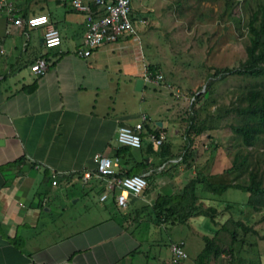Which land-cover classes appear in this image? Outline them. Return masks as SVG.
I'll return each instance as SVG.
<instances>
[{
    "label": "crops",
    "instance_id": "1",
    "mask_svg": "<svg viewBox=\"0 0 264 264\" xmlns=\"http://www.w3.org/2000/svg\"><path fill=\"white\" fill-rule=\"evenodd\" d=\"M9 1L19 17L48 14L61 32L62 44L51 50L44 43L46 26L17 27L6 15L0 16V264H171V245L178 241L154 236L161 224L167 226L154 205L164 195L161 191L171 187L170 179L166 180L159 146L148 136L140 154L133 150L134 161L153 165L144 174L152 175L158 192L153 197L149 190L130 195L126 209L117 206L115 193L100 200L107 181L98 174L96 155L115 157L120 126H132L147 114L151 127L162 122L166 139L179 146L177 135L183 124L154 117L138 105L126 106L123 94L136 99V81L143 78L144 67L153 64L146 61L141 42L125 36L81 57L78 51L88 23L86 14L74 9L70 0ZM148 12L153 8L143 11ZM39 57L49 62L43 76L31 70ZM151 89L144 82L141 92L146 96ZM129 167L119 162L117 175ZM74 185L97 194L94 200H84L85 210L78 214L68 210L75 198ZM139 199L146 205L137 209ZM80 201L79 197L74 203ZM146 210L155 218L141 216ZM187 221L196 243L215 234L205 264H220L226 248L221 247L217 219L196 213ZM146 224L148 231L142 233ZM180 242L185 248L187 239ZM181 264L199 262L185 259Z\"/></svg>",
    "mask_w": 264,
    "mask_h": 264
},
{
    "label": "rangeland",
    "instance_id": "2",
    "mask_svg": "<svg viewBox=\"0 0 264 264\" xmlns=\"http://www.w3.org/2000/svg\"><path fill=\"white\" fill-rule=\"evenodd\" d=\"M177 1L133 0L136 10L140 13H143L147 7L153 8V12L146 14L149 19V25L141 28L139 33L140 40L146 61L159 64L165 75V82L168 83L166 85L164 83L161 85L148 83L152 89L146 96L139 91L136 99L133 94L130 97L123 94L127 107L134 109L138 105L137 109L148 111L154 117L162 116L165 119L164 116H166L169 119H176L181 126L182 124L184 125L177 135V139H180L178 140L179 146L177 148L179 156L174 158L170 164L166 165L165 163L167 167L165 169L166 180L170 179L169 185L171 187L161 191V193L164 192L165 196L162 195L159 198L166 200L165 198L168 199L169 195V197H174V199L172 198L173 202H175V197L178 193H182L181 191L186 183L198 176L199 173L206 175L207 181L211 182L234 183L237 181L236 172L228 171L235 165L236 152L240 146V141L233 134L229 125L232 116H227L218 123V129L205 131L194 145L189 146L187 161L183 160L182 153L186 145L184 130L188 123L183 121L187 118V110H189L192 103L193 93L206 90L210 75L226 67L238 68L242 61L245 60L247 56L245 49L247 34L244 25L248 20L250 7L256 2L255 0H210L202 1L198 5L197 0H187L186 3L183 2L182 5L178 6ZM200 13H205L204 19H200ZM55 20L57 21L56 18ZM244 83L245 81L242 77L237 74H227L225 79L218 81L215 86V93L211 97V101L215 99V103L210 102L207 110L202 111V116H206L208 113H216V107L219 104L228 106L232 99L230 91L235 87L244 85ZM155 90H157L156 93ZM173 91L175 93L174 96L171 95ZM215 144H217V147ZM249 149L252 151L263 150L264 136L254 147ZM133 150L140 154V150L134 148ZM186 175H188L185 178L187 182L183 186V177ZM154 191L158 192L155 184L149 188L151 197L154 196ZM71 194L75 196L74 200L70 202L68 209L71 214L84 212V200H94L97 197L95 192L82 191L79 185L72 187ZM197 194L198 199L195 201V205L202 206L203 210L201 212L211 216L213 213L206 211H208L210 205L217 207V213L214 214V217L217 219L219 230H221L219 238L224 242L221 246L223 248H229L231 242V236L223 226L225 225L232 229L234 225L230 221L231 218L235 220H244L246 216L251 218L250 223L258 233L252 232L247 237L245 236L247 243L242 246L243 254L241 255L246 257L247 263L235 262V264H264V211H255L248 206L241 210L238 206L239 202L244 204L248 201L249 194L242 190L231 188L216 198L210 199L212 195L206 190L204 183L198 186ZM79 197L81 201L74 203ZM232 202L235 203V206L228 208V203ZM49 203L48 205H50ZM135 203H138L136 204L137 209L146 205V201L141 199L138 202L135 201ZM147 207L149 208L150 205H147ZM147 210L143 211L141 216L146 213L148 219L151 217L155 218V214L148 213L151 210ZM52 213H56V207H52ZM206 222L208 226L211 225L210 221ZM161 225L159 231L154 233V236H162L165 239L168 235L169 239L177 240V243H181L182 238L187 239L185 246L188 254L187 259H198L202 253L207 250L210 251L215 246L212 243L213 241H211L215 234L209 235L206 240L198 239L200 242L196 243L197 237L192 232L191 224L188 221L178 223L175 226L165 224L167 225L165 228ZM148 228L149 224L142 227V233H146ZM199 229L202 230L201 226ZM240 232V237H244L243 231L240 230ZM250 241L257 242L256 247H250ZM237 245H239V242ZM217 249H220V247L218 246ZM220 259V264L223 263L222 259L225 261L224 264L231 263L229 253L223 255L221 253Z\"/></svg>",
    "mask_w": 264,
    "mask_h": 264
},
{
    "label": "trees",
    "instance_id": "3",
    "mask_svg": "<svg viewBox=\"0 0 264 264\" xmlns=\"http://www.w3.org/2000/svg\"><path fill=\"white\" fill-rule=\"evenodd\" d=\"M197 1L199 5L202 1L210 0ZM255 1V4L250 7V14L244 25L247 34V39L245 40L247 56L245 60L242 61L238 68L226 67L224 69H219L216 73L210 75L206 90L203 92L200 91L199 93H193L195 100L190 104L189 110H187V118L183 121L184 123H188L184 130L186 145L184 147V152L182 153L183 160L187 161V151L189 146L194 145L199 136L205 131L218 129V123L224 120L227 116H232L229 125L233 134L240 141V146L236 152L235 165L228 171L232 173L236 172L237 181L234 183L211 182L209 180L207 181L208 178L206 175L199 173L198 176H195L186 183L184 189L181 191L182 193H178L175 197V202L172 201L174 197L168 196V199L165 198L166 200L158 199L154 205L155 212H157L158 215L165 217V224H172L175 226L178 223L184 221L187 222L188 217L191 214L203 213L201 212V210H203L202 206L195 205V201L198 199L197 188L203 183L206 186V190L212 195L210 196V199L216 198L225 193L228 189H239L249 194L246 203H238L241 210L248 206L255 211H264V149L260 151H252L249 149L254 147L264 136V0ZM183 2L186 3L187 0H178L177 5L180 6ZM94 9L96 8L94 7ZM136 13L138 16L147 17V13L142 14L137 10ZM200 14V19H204L205 13ZM148 66L152 71L161 70L159 64H150ZM227 74H237L241 76L245 81L244 85L235 87L230 91L232 99L228 106L225 104H219L216 107V113H208L206 116H202V111L207 110L210 102L215 103V99L211 101V97L215 93L216 83L225 79ZM174 94V91L171 92V95L174 96ZM149 121L150 117L149 120L145 122V130L142 133L143 146L141 148H134L140 150V152L144 150L145 137L151 133H154L159 137L162 132L167 130V127H160L158 124H154L155 127L152 128ZM157 146H159V154H161L163 158L161 162L166 163V165L170 164L174 158L179 156V154H177V148L171 140L166 139L162 145ZM215 146L217 147V144H215ZM153 149L154 148L151 146V150ZM115 154V157L119 158V162H121L122 165L130 166L128 169L120 172L119 175H117L118 177L144 174V172L153 166L149 162H135L133 148L130 146L120 145ZM146 177L148 179V186L144 192H147L150 186L155 183V179L152 175H146ZM234 206L235 203L232 202L228 203L227 207L233 208ZM209 211L213 213L211 218L214 220V214L217 213V207L215 205H210L206 212ZM230 221L234 225L232 229L225 225L223 227L227 229L231 236V243L229 248L222 250H224L225 253L230 254L231 263L238 260H243L244 263H247L246 257L241 255L243 252L242 246L247 243L246 237L248 234L252 232L258 233V231L251 225V218L249 216H246V219L244 220H235L231 218ZM240 230L243 231L244 237L242 238L240 237ZM211 241L215 244L214 239H211ZM238 242L239 245H237ZM256 243L257 242L250 241L249 246L252 248L256 247ZM209 255V250L202 253L197 259L199 264H205V260Z\"/></svg>",
    "mask_w": 264,
    "mask_h": 264
},
{
    "label": "built area",
    "instance_id": "4",
    "mask_svg": "<svg viewBox=\"0 0 264 264\" xmlns=\"http://www.w3.org/2000/svg\"><path fill=\"white\" fill-rule=\"evenodd\" d=\"M71 5L77 11L86 14L88 30L85 41L78 54L81 57L90 56L93 51L105 44L117 42L121 37L132 36L134 40L141 42L140 29L149 25V19L138 16L133 0H70ZM94 7L96 9H94ZM6 15L9 21L17 27L37 28L46 26L44 43L49 49L59 47L62 44V35L57 26L50 21L48 14L41 13L26 18L17 16V9L12 1L0 0V16ZM49 69V62L45 57H39L31 65V70L36 76H43ZM143 79L145 82L166 85L165 75L162 70L152 71L149 66L144 67ZM195 100L193 96L192 102ZM149 120L147 114L134 125H122L118 129L117 141L120 145L132 148L143 146L142 133L145 130V122ZM168 133L158 137L151 133L148 139L162 145ZM97 170L99 176L106 179L104 191L100 200L105 202L112 193H115V202L118 207L126 209L129 204V196H140L148 186L146 174H133L124 177L117 176L119 165L118 157L105 156L102 153L96 155ZM89 176V174H87ZM173 258L171 264H181L188 258L184 243H172Z\"/></svg>",
    "mask_w": 264,
    "mask_h": 264
},
{
    "label": "water",
    "instance_id": "5",
    "mask_svg": "<svg viewBox=\"0 0 264 264\" xmlns=\"http://www.w3.org/2000/svg\"><path fill=\"white\" fill-rule=\"evenodd\" d=\"M144 82H145V80L143 78L137 79V81H136V87H135L137 91H142ZM162 124H163L162 122H159V125L160 126H162Z\"/></svg>",
    "mask_w": 264,
    "mask_h": 264
},
{
    "label": "clouds",
    "instance_id": "6",
    "mask_svg": "<svg viewBox=\"0 0 264 264\" xmlns=\"http://www.w3.org/2000/svg\"><path fill=\"white\" fill-rule=\"evenodd\" d=\"M148 18V17H147Z\"/></svg>",
    "mask_w": 264,
    "mask_h": 264
}]
</instances>
